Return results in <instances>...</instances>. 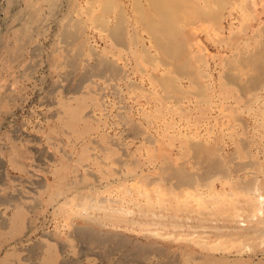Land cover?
Masks as SVG:
<instances>
[{
    "label": "rangeland",
    "instance_id": "obj_1",
    "mask_svg": "<svg viewBox=\"0 0 264 264\" xmlns=\"http://www.w3.org/2000/svg\"><path fill=\"white\" fill-rule=\"evenodd\" d=\"M73 1H75L76 6L79 8L86 4L85 0ZM198 1H201L200 3L203 6L204 3L202 2L204 1ZM212 1H214L216 5ZM218 1L219 2H217V0H210L211 6L209 7L211 9L209 7L203 8L205 9L204 12L207 17L205 16L206 18L204 20H196V23H200L198 25H202V27H205L206 29H200L198 31L197 37L199 39V44L196 48L191 47V50H195L194 52L196 53V55H198L197 57L199 60H197L195 63L197 69L201 70L203 74L208 73L207 76L209 77V80L203 79L204 84L206 85V82L208 81V83L211 82V84H213L212 88L208 89V93L211 97L212 103L199 104L198 102H196L195 104L193 103L189 105L188 108L186 107V111H184L185 109H183V111L170 110L169 108L164 106L161 110V114L158 116L156 112L152 113L153 111H151L149 106L145 105V102H143L142 99L128 97V94H125L124 98H120V96H117V94H115L110 88L106 87L103 81L98 77H91L90 79L92 81L89 78L86 79L84 83H82L75 91L76 93L67 89L64 86L65 80L62 75V68L55 63L57 53L54 50L59 49L61 47L59 45H62L59 41L56 40L57 37H53L57 32L56 27H54V25H49L42 34L36 36L35 39L33 38L30 43H26L25 48L17 52V50H15L13 47L14 43L16 42L13 38V32L17 27H19L17 23L18 21L16 19L19 11L22 8V5L20 4L22 1L17 0L16 2V0H0V254L2 255H0V264H3L4 262H7V264H43L42 257H44V255L39 254L40 247L43 242V244H53L56 248L57 264H76V261H78L77 264H112L114 260L119 259L124 255V253L127 252V250L129 249V245L120 248L115 247L110 243L107 244L105 248H109L108 251L110 252V255H113H109V258H102L100 248L97 247L93 250H89L88 248H86L85 242L83 241L82 243H80L82 240L80 241V239L74 234L73 228L75 225H79L81 222H83V220H85L86 218L91 220L92 218L96 219L97 221L102 223L101 225L103 227L101 228L105 230H108V228H113L114 230H116L117 228L116 231L120 233L122 232V234L129 238H137L143 240L142 235H144V233H155L154 235H156L155 237L157 238L159 244L166 246L170 251L169 254L175 253L177 250L181 249L182 246H187L188 248L210 254L217 258H224L231 264H264V145H262L264 143V91L258 94V101L252 103L250 106L249 104L245 105L246 102L243 99L241 92L238 91V88L232 87L229 94L224 97L222 96V90L218 85V83L227 82L226 80H228L229 77L228 74V77L226 75V73H228V70L226 69V60L233 58L235 54L240 52L239 50H244V52H247V50L251 51L254 44L262 40V37H259L256 32L258 29L264 27V0H248V2L247 0H245L246 2L244 0H230L231 3H229V0ZM128 2H130L129 6L132 3L134 4V0H128ZM171 2L174 4L175 8L176 5H182V9L180 8L181 11H178H180V13L182 12V14L188 19V16H190V10L188 6L185 7V1L181 0V2H179V0H171ZM176 2H179V4L177 3L175 5ZM221 2L222 7L220 4ZM227 4H230V8ZM18 5L20 8L17 7V9L16 6ZM225 5H227L226 8ZM214 6H217L220 9L222 8V13H220V9L218 13V8L216 9V7ZM248 6L251 9L253 8V11L251 13H249L250 9ZM177 8H179V6ZM215 12L216 14L218 13L217 17ZM226 17H230L231 19ZM215 18L217 20L220 19V24L219 21L217 22ZM245 22H247V24H245ZM140 27L142 28V26ZM233 30L237 32L234 33ZM231 31L233 34L230 33ZM52 32H54L55 34H52ZM238 32L241 34L240 36ZM252 32L254 33L252 34ZM143 33L146 38L148 36L150 37L148 32ZM88 34L89 43L93 48L96 47L94 49L97 52H101L102 54H109L111 52L117 51L111 48L110 39L103 36L100 37L94 29L89 28ZM232 36H235V39ZM245 36L247 39L244 38ZM237 37L239 38L237 39ZM37 39H39L41 42L39 40L36 41ZM237 40L240 42H238ZM51 43L53 45L55 43L56 45L53 46ZM151 44L152 43H150V46H152ZM226 44L227 46H225ZM236 45H240V48H238ZM37 46L39 51H34V48ZM45 46L47 47L45 48ZM236 47L237 51H234ZM27 48L28 50H26ZM30 50L32 52H30ZM152 53H154V50L152 51ZM231 54L234 55L232 56ZM226 55L228 56L226 57ZM201 56L203 58H201ZM37 59H39L40 61ZM29 60L30 62H28ZM201 61L204 62L202 63ZM224 61L226 62L224 63ZM52 63H54L52 65L53 67L51 66ZM27 65L30 67H28ZM46 66L47 68H45ZM29 68L31 70L35 68V71H31ZM20 69L24 70L21 71ZM201 71L199 73H201ZM223 75H226V77ZM225 78L227 79L225 80ZM130 80H135V82H144L140 73L130 76ZM46 82L48 85H46ZM144 84L145 86H148L146 82H144ZM178 85L179 84H177V86ZM119 86L122 88V90L124 89V92L125 88L123 81L119 82ZM10 87L14 90H12ZM179 88L181 93L189 94V91L186 90V87L184 85H179L178 89ZM9 89L12 91H10ZM210 93H213L214 96L210 95ZM187 99H189V95H187ZM220 101H223V104H225V109L223 108V110L221 111H219L218 109H213L212 111L209 110V108L214 103H220ZM66 103L72 104L76 107L79 106V110L81 111V115L83 116L87 110H91L92 113L90 117H84L79 121V127L69 128L64 124V121L68 117L63 107V105ZM106 104L108 106H106ZM199 106L205 107L206 109L201 112V110L197 109V107ZM229 109L235 110L236 119L233 121L230 120V115L226 112ZM258 111L263 115H261ZM203 112L205 113L199 116ZM123 114L129 118H132L133 120H136L139 126H141L142 129L144 128L143 130L147 135H152L151 137L154 139V143H149L142 137L134 138V136L132 137L129 132L128 134H126L127 126L121 120V115ZM238 117L241 119L237 120L239 119ZM243 121H245L246 123ZM148 122L150 125L148 124ZM208 123L210 124L208 125ZM188 124H190V127L186 128ZM147 125H149L150 127H147ZM156 125L158 128L156 127ZM119 126L122 127L120 128ZM209 126L211 127L210 129ZM77 130L81 132L80 136L77 135ZM193 131H196L201 137L203 136L202 138L207 140L211 145H214V147H219L218 149H220L219 155L221 161L226 164L227 170L229 172V178L227 180H223V178H220L218 176L217 178H215L216 180L212 178L211 182L209 183V187L205 186L204 188L206 189L200 188V191L198 193L199 197H201V199L203 200H211L214 198V196L220 195V192L225 196L220 202L212 200L209 204L210 206L207 207H198L197 201L194 198H184V195L179 190H177V192L174 190L176 196L172 198L165 191H158L157 189H155V184H152L154 181H156V183L162 185V180H160V171L163 168V161L159 158L158 153L160 151L161 154L163 152L167 153L170 162L172 161V164L176 166L177 164H180L181 161L184 162V160H188L190 155L185 156L183 154V152L181 151L182 144L180 141L183 139L184 134H190ZM215 134L216 136H219H217L216 138ZM240 137L243 138V140H240ZM161 138L163 141L161 140ZM207 141L205 142L207 143ZM241 144L246 146L245 153L249 152L248 155L246 154L245 156V154L243 153ZM88 146H90V148ZM165 146L166 148L169 147V151L165 148ZM101 148H103L104 150ZM163 148L164 150H162ZM39 152H41L42 156ZM124 152L128 155L123 156L124 154L122 155L121 153ZM225 153H227V155ZM229 153H235V156H233L234 154L230 155ZM230 156H232V158ZM121 157H126V160L128 161H131L133 159V162L136 165L126 166L125 164L118 163L117 159ZM234 157H236L235 160ZM227 158H229V160ZM42 159L44 160V162ZM134 159H136L135 161L137 162H135ZM242 167H244V170L240 171ZM185 168L187 171H192L191 166L188 164L187 166H185ZM149 170L153 171L149 172ZM250 171H252V173ZM142 175H146L147 178L146 181L140 182L139 178ZM22 178H26L27 180ZM79 178L80 180H78ZM251 179H253L252 181H255L256 183H253ZM247 180L248 182H251L252 185L255 184L256 187L254 186L253 192H250L247 195L236 194L234 184L240 181L246 183ZM149 181H151L150 184H148ZM34 182H37V184ZM37 185H39V187ZM41 185H44V187H42ZM151 186H153L154 188L150 190L149 187ZM145 188L148 190H145ZM255 189H258L259 192L255 191ZM35 192L38 194H35ZM127 192L129 193L127 194ZM228 192L229 194H227ZM255 192L257 193L255 194ZM12 194L14 195L12 196ZM78 194L93 195L98 198L101 197L100 199H102V201L99 202L98 207H91L85 210L83 213L79 212V214L77 211L76 203L74 201V196ZM39 197L41 198L38 199ZM259 197H262L263 199ZM14 198L17 199V201H15ZM33 199L36 202L33 201ZM65 201H67L68 204H66ZM160 201L165 202V208H161L158 206L159 204L157 202ZM150 202H154L153 205H150ZM177 202L181 204L185 202L186 204H188V210L190 212L188 210L175 211L172 207H167V204L174 205ZM33 203H35V205ZM74 203L75 205H73ZM260 204L261 206H259ZM16 207H22L24 209L25 220L21 224L15 222L14 219L17 210ZM26 207H28V210L26 209ZM260 207L261 212L258 211L260 210ZM160 208L161 210L158 211ZM30 209L33 210V212ZM200 210L202 212H200ZM258 212L261 213L260 216L258 215ZM111 213L113 215L121 217L122 219L120 220V222L118 221L111 223L106 221L107 214ZM69 217L71 220H69ZM100 219H102V221H100ZM156 225L158 226L155 227ZM168 226L169 228H165ZM219 228L224 229L220 230ZM54 229H57V231ZM217 229L218 231H216ZM140 232L141 234H139ZM169 234L174 240H178L179 238H181V243L178 240L179 242L173 241V243L164 244L166 242L164 241L165 235H168L166 237V240L168 237V240H171V236ZM158 237L160 239H158ZM234 237L236 239H233ZM161 238L164 242L159 241L161 240ZM189 238H191L190 244H188L189 242H186V240L189 241ZM39 242L41 243V245H39ZM183 242H186L188 245ZM36 247L39 248L37 249ZM234 251H236L237 253ZM79 253L81 254L79 255ZM29 255L31 256L29 257ZM22 256H24V259ZM157 256L160 257L158 258ZM167 257L168 256L166 254H152L151 260L154 263H162L167 259ZM63 259H65V261ZM59 261L62 263H60ZM71 261H73V263Z\"/></svg>",
    "mask_w": 264,
    "mask_h": 264
},
{
    "label": "bare ground",
    "instance_id": "obj_2",
    "mask_svg": "<svg viewBox=\"0 0 264 264\" xmlns=\"http://www.w3.org/2000/svg\"><path fill=\"white\" fill-rule=\"evenodd\" d=\"M3 1V0H2ZM20 3L22 5L21 10L17 16L18 26L14 30L13 38L16 41L13 45L14 49L21 51L25 48L26 43H30V41L35 39L36 36L42 34L44 30L49 25H54L56 27V35L53 37H57L56 40L59 41L62 45L59 49H55L54 51L57 53L56 56V65L62 68V75L65 80L64 86L70 91L75 92L78 87L84 83L86 79H90L91 77L100 78L106 87L110 88L117 96L120 98H124L125 94H128V97H134L136 99H142L145 102V105L149 106L152 113H155L159 116L161 114V110L164 106L169 108L170 110H182L189 107L191 104H195L198 102L199 104H211L212 100L209 96L208 89L212 88L211 82L205 85L204 80H209L207 76L208 73H202L201 70H198L195 63L198 59V55L194 52L195 50H191V47H197L199 44V39L197 37V33L200 29L203 28L202 25H198L200 23H196V20H204L207 15L203 9L204 7L211 6L210 0H203V6L201 5V1L198 0H182L185 1V7H189L190 16L188 19L180 13L182 9V5H176L171 2V0H134V4H130L128 0H85L86 4L82 7H77L75 1L73 0H21ZM82 1V0H81ZM132 1V0H131ZM240 1V0H239ZM245 1V0H244ZM250 1V0H249ZM17 2V0H16ZM175 2V1H174ZM215 5L216 3L212 1ZM217 2H219L217 0ZM224 2V1H223ZM246 2V1H245ZM248 2V0H247ZM1 3V2H0ZM5 3V2H3ZM77 3V2H76ZM79 3V2H78ZM229 3L231 1L229 0ZM18 4V3H17ZM19 4V5H20ZM80 4V3H79ZM222 7V2L220 3ZM244 4V3H243ZM14 5V4H13ZM16 6V8H20ZM132 5V6H131ZM171 5V7H170ZM219 5V3H218ZM229 5L230 8V4ZM225 5V8L226 6ZM250 5V3H249ZM81 6V5H80ZM213 7V6H212ZM216 9L218 8L217 6ZM249 7V6H248ZM10 8V7H9ZM17 8V9H18ZM181 8V9H180ZM210 8V7H209ZM208 8V11H209ZM224 8V7H223ZM228 8V7H227ZM246 8V7H245ZM211 9V8H210ZM218 8V13H219ZM248 9V8H247ZM250 9V10H249ZM249 13L253 11L249 7ZM13 10V9H12ZM180 10V11H178ZM207 10V9H206ZM214 10V9H213ZM222 13V8L220 9ZM228 10V9H227ZM14 11V10H13ZM18 11V10H17ZM215 11V10H214ZM213 11V13H214ZM217 12V10H216ZM215 12V14H216ZM217 13V14H218ZM216 14V17H217ZM237 14V13H236ZM10 15V13H9ZM13 15V14H12ZM211 15V14H210ZM213 15V14H212ZM238 15V14H237ZM14 16V15H13ZM206 16V17H205ZM222 16V14H221ZM220 16V17H221ZM255 16V15H254ZM209 17V14H208ZM215 17V16H213ZM218 17V18H220ZM233 17V16H232ZM10 18V17H9ZM7 18V19H9ZM190 18H195L190 19ZM222 18V17H221ZM230 18V17H226ZM225 18V19H226ZM255 18V17H254ZM216 19V18H215ZM214 19V20H215ZM231 19V18H230ZM236 19V18H235ZM217 20V19H216ZM215 20V21H216ZM220 19L217 20V22ZM213 21V20H211ZM233 21V20H232ZM202 22V21H201ZM216 22V24H217ZM212 23V22H211ZM251 23V22H250ZM203 24V23H201ZM220 24V21H219ZM247 24V22H245ZM228 25V24H227ZM263 25V24H262ZM261 25V26H262ZM142 26V28L140 27ZM204 26V25H203ZM214 26V25H212ZM216 26V25H215ZM244 26V25H242ZM257 26V25H256ZM246 27V26H245ZM92 28L96 31V33L101 37H106L110 39L111 48L117 50L115 52H111L109 54L97 52L89 43V34L88 30ZM244 28V27H243ZM13 29V28H12ZM141 29V30H140ZM217 29V28H215ZM249 29V28H248ZM257 30V29H256ZM234 33L235 30H233ZM248 31V30H247ZM5 32V31H4ZM143 32H148L150 37L147 38L143 35ZM228 32V31H227ZM256 32V31H255ZM2 33V32H1ZM54 32H52L53 34ZM232 33V31L230 32ZM239 33V32H238ZM244 33V32H242ZM254 32H252L253 34ZM49 34V33H47ZM55 34V33H54ZM233 34V33H232ZM246 34V33H245ZM256 34L259 37H262L261 41H258L254 44L253 49L247 50L244 52L239 50L240 52H236L233 58H228L229 60L226 62V69L228 73H226L227 78L225 80L227 82L218 83L219 88L222 90V96H226L229 94L232 87L238 88V91L241 92L243 99L245 100V105L249 104L251 106L252 103L258 101V94L264 91V27L257 30ZM146 35V34H145ZM200 35V34H199ZM231 35V34H230ZM236 35V34H234ZM241 34L239 33V36ZM10 36V35H9ZM228 36V35H227ZM47 37V35H46ZM233 38L235 36H232ZM230 37V38H232ZM253 37V36H252ZM45 38V37H44ZM42 38V39H44ZM49 38V37H48ZM53 38V39H54ZM239 37H237L238 39ZM243 38V37H242ZM246 38V36L244 37ZM229 39V38H228ZM235 39V38H234ZM241 39V38H240ZM247 39V38H246ZM245 39V40H246ZM257 39V38H256ZM13 40V41H14ZM37 39L36 41H38ZM52 40V39H51ZM55 40V41H56ZM93 40V39H92ZM150 42H148V41ZM214 40V38H213ZM217 40V39H216ZM40 41V40H39ZM49 41V40H48ZM227 41V40H226ZM234 41V40H232ZM238 41V40H237ZM250 41V40H249ZM252 41V40H251ZM41 42V41H40ZM240 42V41H238ZM49 43V42H48ZM53 43V41H52ZM51 43V44H52ZM57 43V42H55ZM54 43V45H56ZM101 43V42H100ZM150 43H152L150 46ZM218 43V42H217ZM221 43V42H220ZM226 43V42H225ZM228 43V42H227ZM234 43V42H233ZM237 43V42H235ZM244 43V42H243ZM246 43V42H245ZM1 44V40H0ZM47 44V43H46ZM45 44V45H46ZM93 44V43H92ZM96 44V42H95ZM242 44V43H241ZM39 45V44H38ZM44 45V44H43ZM53 45V44H52ZM53 45V46H54ZM217 45V44H216ZM229 45V44H228ZM233 45V44H231ZM235 45V44H234ZM41 46V45H40ZM50 46V45H49ZM227 46V44L225 45ZM240 48V45H236ZM251 46V45H250ZM47 46H45L46 48ZM220 47V45H219ZM232 47V46H231ZM237 47L234 51H237ZM243 47V46H242ZM252 47V46H251ZM44 48V49H45ZM101 48V47H100ZM104 48V47H103ZM152 48V49H151ZM203 48V47H202ZM246 48V47H245ZM31 49V48H30ZM99 49V48H98ZM105 49V48H104ZM108 49V48H107ZM28 50V48L26 49ZM38 50V46L34 48V51ZM49 50V49H48ZM52 50V49H51ZM154 50V53L152 51ZM231 50V49H230ZM39 51V50H38ZM37 51V52H38ZM53 51V50H52ZM210 51V50H209ZM30 52H32L30 50ZM29 52V53H30ZM51 52V51H50ZM16 53V52H15ZM35 53V52H34ZM40 53V52H39ZM38 53V54H39ZM22 54V52H21ZM32 54V53H31ZM37 54V55H38ZM230 54V53H229ZM1 55V54H0ZM35 55V54H34ZM40 55V54H39ZM232 55V54H231ZM234 55V54H233ZM232 55V56H233ZM48 56V55H47ZM228 55H226L227 57ZM13 57V56H12ZM37 57V56H36ZM49 57V56H48ZM6 58V57H5ZM201 58H203L201 56ZM30 59V58H29ZM27 60V58H26ZM39 60V59H37ZM36 61V59H35ZM40 61V60H39ZM50 61V60H49ZM48 61V62H49ZM30 62V60L28 61ZM27 62V63H28ZM34 62V61H33ZM202 62V61H201ZM204 62V61H203ZM202 62V63H203ZM23 63V62H22ZM46 63V62H45ZM206 63V62H205ZM216 63V62H215ZM223 63V64H224ZM54 63L51 64V66ZM46 65V64H45ZM50 65V64H49ZM26 66V64H25ZM28 66V65H27ZM37 66V65H36ZM48 66V65H47ZM47 66L45 68H47ZM206 66V65H205ZM3 67V66H2ZM30 67V66H28ZM33 67V66H32ZM53 67V66H52ZM218 67V66H217ZM25 68V67H24ZM27 68V67H26ZM58 68V67H57ZM60 68V69H61ZM19 69V68H18ZM30 69V68H29ZM33 68L31 71H33ZM56 69V68H55ZM203 69V68H202ZM214 69V68H213ZM212 69V70H213ZM21 70V69H20ZM24 70V69H22ZM21 70V71H22ZM58 70V69H57ZM211 70V69H210ZM35 71V70H34ZM61 71V70H60ZM201 71V73H199ZM30 72V71H29ZM53 72V71H52ZM208 72V71H207ZM227 72V71H226ZM50 73V72H49ZM56 73V72H54ZM141 74L142 80L148 84L145 86L144 82H135L130 80V76L135 74ZM13 74V73H12ZM201 74V75H200ZM225 74V73H224ZM11 75V74H8ZM226 75H223L226 77ZM222 76V77H223ZM60 77V76H59ZM134 77V76H133ZM45 78V77H44ZM48 78V77H47ZM136 78V77H135ZM50 79V77H49ZM204 79V80H203ZM62 80V79H61ZM91 80V79H90ZM139 80V79H138ZM59 81V80H58ZM88 81V80H87ZM92 81V80H91ZM124 82L125 93L122 88L119 86V82ZM45 82V81H44ZM96 82V81H95ZM15 83V82H14ZM186 87V90L189 91V94H183L180 92V88L178 86L181 84ZM187 83V84H184ZM7 84V83H6ZM16 84V83H15ZM14 84V85H15ZM177 84H179L177 86ZM46 85L47 82H46ZM123 85V84H122ZM56 86V85H55ZM98 86V85H97ZM6 87V86H5ZM61 87V86H60ZM123 87V86H122ZM9 88V87H7ZM11 88V87H10ZM216 88V87H215ZM12 89V88H11ZM63 89V88H62ZM5 90V89H4ZM10 90V89H9ZM14 90V89H12ZM10 90V91H12ZM64 90V89H63ZM84 90V89H83ZM183 90V89H182ZM217 90V89H216ZM49 93V92H48ZM76 93V92H75ZM83 93V92H82ZM51 94V93H50ZM104 94V92H103ZM12 95V94H11ZM14 95V94H13ZM53 95V94H52ZM187 95H189V99H187ZM210 95H213V93ZM19 96V95H17ZM58 96V95H57ZM196 99H194L193 98ZM214 96V95H213ZM261 96V95H260ZM263 96V95H262ZM7 97V96H6ZM70 97V96H69ZM14 98V97H13ZM43 98V97H42ZM45 98V96H44ZM47 99V98H46ZM193 99V100H191ZM214 99V98H213ZM106 100V98H105ZM126 100V99H125ZM128 100V99H127ZM131 100V99H130ZM263 100V99H262ZM46 101V100H45ZM48 101V100H47ZM53 101V100H52ZM117 101V100H116ZM134 101V99H133ZM228 101V100H227ZM226 101V102H227ZM56 102V101H55ZM109 102V101H108ZM113 102V101H112ZM119 102V101H118ZM125 102V101H124ZM141 102V101H140ZM50 103V102H49ZM114 103V102H113ZM2 104V103H1ZM55 104V103H53ZM75 104V103H74ZM231 104V103H230ZM261 104V103H260ZM46 105V104H45ZM126 105V104H124ZM129 105V104H127ZM106 106H108L106 104ZM118 106V104H117ZM122 106V105H121ZM133 106V105H132ZM131 106V107H132ZM253 106V105H252ZM263 106V105H262ZM64 111L67 114V119L64 121V124L69 128L79 127V121L84 117H90L92 111L87 110L83 115H81V111L79 110V106L76 107L72 104H64ZM135 107V106H134ZM139 107V106H137ZM187 107V108H186ZM225 104L223 101L220 103H214L209 110L218 109L219 111L225 109ZM264 107V106H263ZM119 108V107H118ZM122 108V107H120ZM126 108V107H125ZM242 108V107H241ZM249 108V107H248ZM253 108V107H252ZM260 108V107H259ZM58 109V108H57ZM124 109V108H123ZM137 109V108H136ZM191 109V108H190ZM197 109L205 110V107L199 106ZM55 110V109H54ZM215 110V111H216ZM247 110V109H246ZM256 110V108H255ZM263 110V108H262ZM52 111V110H51ZM50 111V112H51ZM114 111V110H113ZM116 111V110H115ZM135 111V109H134ZM240 111V110H239ZM249 111V110H248ZM54 112V111H53ZM227 113L230 115V120L233 121L236 119L235 110H227ZM259 112V111H258ZM61 113V112H60ZM125 113V112H124ZM137 113V112H136ZM205 112L201 113L199 116L203 115ZM255 113V112H254ZM261 114V112H259ZM100 114V113H99ZM217 114V113H216ZM259 114V115H260ZM53 115V114H52ZM239 115V114H238ZM247 115V113H246ZM258 115V116H259ZM263 115V114H261ZM97 116V115H96ZM192 116V115H191ZM240 116V115H239ZM249 116V114H248ZM255 116V115H254ZM47 117V116H46ZM49 117V116H48ZM55 117V116H53ZM98 117V116H97ZM109 118V117H108ZM239 118V117H238ZM261 118V117H259ZM138 119V118H137ZM144 119V118H142ZM191 119V118H190ZM241 118L237 119L240 120ZM122 122L127 126V133L134 138L142 137L145 141L149 143L153 142L154 139L147 135L146 132L139 126L136 120L127 117L126 115H121ZM176 120V119H175ZM245 120V119H243ZM145 121V120H144ZM148 121V120H147ZM253 121V120H252ZM109 122V121H108ZM143 122V121H142ZM141 122V123H142ZM155 122V121H154ZM161 122V121H160ZM176 122V121H175ZM225 122V121H224ZM242 122V120H241ZM245 122V121H243ZM260 122V121H259ZM121 123V122H120ZM191 123V122H190ZM207 123V122H206ZM211 123V122H210ZM208 123V125L210 124ZM246 123V122H245ZM257 123V122H256ZM264 123V122H263ZM113 124V123H111ZM123 124V125H124ZM149 124V122H148ZM152 124V123H151ZM178 124V122H177ZM194 124V123H193ZM244 124V123H243ZM93 125V124H92ZM122 125V124H121ZM145 125V124H144ZM150 125V124H149ZM147 125V127L149 126ZM196 125V124H195ZM194 125V126H195ZM204 125V124H203ZM114 126V125H113ZM112 126V127H113ZM152 126V125H151ZM181 126V125H180ZM183 126V125H182ZM207 126V124H206ZM214 126V125H213ZM235 126V125H234ZM238 126V125H237ZM254 126V124H253ZM58 127V126H57ZM120 127V126H119ZM122 127V126H121ZM120 127V128H121ZM150 127V126H149ZM157 127V125H156ZM160 127V125H159ZM190 127V124L186 126V128ZM252 127V126H251ZM109 128V127H108ZM158 128V127H157ZM185 128V129H186ZM211 127L209 126V129ZM247 128V127H246ZM104 129V128H103ZM123 129V128H122ZM202 129V128H201ZM214 129V128H213ZM65 130V129H64ZM109 130V129H108ZM116 130V129H115ZM152 130V129H151ZM154 130V129H153ZM161 130V129H160ZM180 130V129H179ZM100 131V130H99ZM111 131V130H110ZM123 131V130H122ZM257 131V130H256ZM66 132V131H65ZM104 132V131H102ZM107 132V131H106ZM114 132V131H113ZM125 132V131H124ZM151 132V131H150ZM155 132V131H154ZM191 132V131H190ZM204 132V131H203ZM202 132V133H203ZM255 132V130H254ZM67 133V132H66ZM77 135H81L79 130L76 131ZM181 133V132H180ZM237 133V131H236ZM245 133V132H244ZM160 134V133H159ZM213 134V133H211ZM246 134V133H245ZM261 134V133H260ZM33 135V134H32ZM70 135V134H69ZM93 135V134H92ZM121 135V134H120ZM177 135V134H176ZM254 135V134H253ZM31 136V135H30ZM108 136V135H107ZM116 136V135H115ZM154 136V135H153ZM157 136V135H155ZM205 136V135H204ZM216 136V134H215ZM219 136V135H217ZM216 136V138H217ZM36 137V136H35ZM53 137V136H52ZM112 137V136H111ZM203 137V136H202ZM196 131H193L190 134H184L183 139L180 141L182 144L181 151L186 156H189V159L180 162V164L174 165L173 162H170L167 153L161 151L158 153L159 158L163 161V168L161 172L162 185L156 183L154 181L152 184H155L154 187L158 191H165L170 197H175V191L179 190L184 198L188 199L194 198L197 201L198 207H207L210 206L212 200L221 201L225 197L223 193L220 192V195L214 196L211 200H203L199 197L200 188L209 187V183L212 178H223V180H227L229 177V172L227 170L226 164L221 161L218 148L214 147L208 143L207 140L202 138ZM210 137V136H209ZM226 137V136H225ZM59 138V137H58ZM85 138V137H84ZM126 138V137H125ZM157 138V137H156ZM258 138V137H257ZM113 139V138H112ZM124 139V138H123ZM165 139V138H164ZM208 139V138H207ZM232 139V138H231ZM260 139V138H259ZM36 140V139H35ZM39 140V138H38ZM86 140V139H85ZM92 140V139H91ZM121 140V139H120ZM138 140V139H137ZM135 140V141H137ZM157 140V139H156ZM162 140V138H161ZM212 140V139H211ZM216 140V139H215ZM240 140L243 138L240 137ZM262 140V139H261ZM96 141V140H95ZM163 141V140H162ZM207 141V143L205 142ZM213 141V140H212ZM211 141V142H212ZM238 141V140H237ZM91 142V141H90ZM113 142V141H112ZM130 142V141H129ZM156 142V141H155ZM214 142V141H213ZM212 142V143H213ZM227 142V141H226ZM63 143V142H62ZM81 143V142H80ZM111 143V142H110ZM121 143V142H120ZM119 143V144H120ZM123 143V142H122ZM159 143V142H158ZM221 143V142H220ZM219 143V144H220ZM254 143V142H253ZM79 144V143H78ZM147 144V143H145ZM228 144V143H227ZM54 145V144H53ZM117 145V144H116ZM154 145V144H153ZM166 145V144H165ZM242 145V144H241ZM264 145V143L262 144ZM155 146V145H154ZM213 146V147H212ZM224 146V145H222ZM36 147V146H35ZM44 147V146H43ZM42 147V148H43ZM90 148V146H88ZM102 147V146H101ZM156 147V146H155ZM163 147V146H162ZM246 146L242 145L243 153L248 155L249 152L247 149V153H245ZM37 148V147H36ZM46 148V146H45ZM119 148V147H118ZM133 148V147H132ZM166 148V146H165ZM167 147L166 149H168ZM223 148V147H222ZM234 148V147H233ZM103 149V148H101ZM124 149V148H123ZM155 149V148H154ZM177 149V148H176ZM104 150V149H103ZM164 150V148L162 149ZM124 151V150H123ZM166 151V150H165ZM169 151V149H168ZM49 152V151H47ZM52 152V151H51ZM126 152V151H125ZM121 153L123 156L128 154ZM179 152V151H178ZM257 152V151H256ZM41 155V152H39ZM44 153V152H43ZM42 153V154H43ZM63 153V152H62ZM236 153V151H235ZM235 153L233 156H235ZM251 153V152H250ZM65 154V153H64ZM70 154V153H69ZM156 154V153H155ZM227 155V153H225ZM230 154V153H229ZM230 154V155H232ZM254 154V153H253ZM259 154V153H258ZM39 155V156H40ZM42 156V155H41ZM67 156V155H66ZM137 156V155H136ZM46 157V156H45ZM99 157V156H98ZM128 157V156H127ZM232 158V156H230ZM39 158V157H38ZM70 158V157H69ZM236 157H234L235 160ZM249 158V157H248ZM225 159V158H224ZM229 160V158H227ZM226 159V160H227ZM263 159V158H262ZM38 160V159H37ZM43 160V159H42ZM50 160V159H49ZM136 159H134L135 161ZM223 160V159H222ZM3 161V160H2ZM47 161V160H46ZM160 161V160H159ZM248 161V160H245ZM257 161V160H256ZM44 162V160H43ZM102 162V161H101ZM118 163L125 164L126 166L136 165L131 161L126 160V157H121L117 159ZM137 162V161H135ZM237 162V161H236ZM105 163V162H104ZM178 163V162H177ZM239 163V162H238ZM255 163V162H254ZM43 164V163H42ZM64 164V163H63ZM107 164V163H106ZM162 164V162H161ZM190 165L192 171H187L185 166ZM258 164V163H257ZM235 165V164H234ZM233 165V166H234ZM244 165V164H243ZM83 166V165H82ZM87 166V165H86ZM122 166V165H121ZM139 166V165H137ZM146 166V165H145ZM160 166V165H159ZM247 166V165H246ZM259 166V165H258ZM75 167V166H74ZM162 167V166H161ZM236 167V166H235ZM240 167V165H239ZM47 168V167H46ZM89 168V167H88ZM113 168V167H112ZM190 168V169H191ZM202 168V169H201ZM244 167L240 169V171L244 170ZM30 169V168H29ZM154 169V168H153ZM160 169V168H159ZM158 169V170H159ZM201 169V170H200ZM74 170V169H73ZM87 170V169H86ZM239 170V168H238ZM237 170V171H238ZM1 171V170H0ZM81 171V170H80ZM88 171V170H87ZM153 170H149V172ZM30 172V171H29ZM36 172V171H35ZM105 172V171H104ZM103 172V173H104ZM118 172V170H117ZM123 172V171H122ZM144 172V171H143ZM232 172V171H231ZM252 173V171H250ZM34 173V172H33ZM32 173V174H33ZM249 173V172H248ZM254 173V172H253ZM262 174V173H261ZM37 175V174H36ZM88 175V174H87ZM144 175V174H143ZM141 176L139 181H146V175ZM264 175V174H263ZM262 175V176H263ZM255 176V175H254ZM257 176V175H256ZM259 176V175H258ZM261 176V175H260ZM240 177V176H239ZM253 177V176H252ZM123 178V177H122ZM129 178V177H128ZM233 178V177H232ZM26 179V178H22ZM36 179V178H34ZM44 179V178H43ZM42 179V180H43ZM71 179V178H70ZM151 179V178H150ZM155 179V178H154ZM27 180V179H26ZM66 180V179H65ZM80 180V178L78 179ZM99 180V179H98ZM130 180V179H129ZM158 180V179H157ZM216 180V179H215ZM214 180V181H215ZM249 180V179H248ZM244 183L242 181L234 184L235 192L239 195H247L250 192H253L254 185L251 182ZM253 179H251L252 181ZM25 181V180H24ZM36 181V180H35ZM105 181V180H104ZM111 181V180H110ZM231 181V180H230ZM244 181V180H243ZM257 181V179H256ZM44 182V181H43ZM98 182V181H97ZM109 182V181H107ZM115 182V181H114ZM129 182V181H128ZM217 182V181H216ZM223 182V181H220ZM253 183L255 181H252ZM31 183V182H30ZM37 184V182H34ZM101 183V182H100ZM149 181L148 184H150ZM256 183V182H255ZM105 184V183H104ZM109 184V183H108ZM112 184V183H111ZM229 184V183H228ZM31 185V184H30ZM40 185V183H39ZM39 185H37L39 187ZM107 185V184H106ZM105 185V186H106ZM120 185V184H118ZM44 187V185H41ZM147 186V185H146ZM30 187V186H29ZM41 187V188H42ZM103 187V184H102ZM153 186L149 187L150 190L154 188ZM256 187V186H255ZM128 188V187H127ZM211 188V187H210ZM17 189V188H16ZM32 189V188H31ZM57 189V188H56ZM137 189V188H136ZM217 189V188H216ZM19 190V189H18ZM100 190V189H99ZM112 190V189H111ZM129 190V189H128ZM145 190H148L145 188ZM175 190V191H174ZM218 190V189H217ZM225 190V189H224ZM261 190V189H260ZM21 191V190H20ZM34 191V190H33ZM53 191V190H52ZM75 191V190H74ZM207 191V190H206ZM215 191V189H214ZM255 191L259 192V190L255 189ZM60 192V191H58ZM57 192V193H58ZM115 192V191H114ZM208 192V191H207ZM255 192V194L257 193ZM19 193V192H18ZM71 193V192H70ZM129 192H127L128 194ZM15 194V193H14ZM12 194V196L14 195ZM22 194V193H21ZM35 194H38L35 192ZM91 194V193H90ZM140 194V193H139ZM205 194V193H204ZM208 194V193H207ZM212 194V193H211ZM229 194V192L227 193ZM1 195V194H0ZM18 195V194H17ZM23 195V194H22ZM55 195V194H54ZM96 195V194H95ZM113 195V194H112ZM142 195V194H141ZM147 195V194H146ZM254 195V194H253ZM115 196V195H114ZM113 196V197H114ZM120 196V195H119ZM210 196V195H209ZM32 197V196H31ZM205 197V196H204ZM245 197V196H244ZM248 197V196H247ZM246 197V198H247ZM254 197V196H253ZM13 198V197H12ZM16 198V196H15ZM14 198V199H15ZM18 198V197H17ZM26 198V197H25ZM39 197L38 199H40ZM45 198V197H44ZM74 201L77 206L78 213H83L85 210L91 207H98L99 202L102 199L86 194H78L74 196ZM106 198V197H105ZM232 198V197H231ZM257 198V197H256ZM262 198V197H259ZM19 199V198H18ZM37 199V198H36ZM104 199V198H103ZM111 199V198H110ZM109 199V200H110ZM158 199V198H156ZM207 199V198H206ZM258 199V198H257ZM263 199V198H262ZM55 200V199H54ZM179 200V199H178ZM17 201V199H15ZM33 201H35L33 199ZM38 201V200H37ZM130 201V200H129ZM188 201V200H187ZM259 201V200H258ZM36 202V201H35ZM64 202V201H63ZM68 204L67 201H65ZM112 202V201H111ZM223 202V201H222ZM21 203V201H20ZM59 203V202H58ZM75 203L73 205H75ZM154 202H150V205H153ZM159 207L165 208L166 204L163 201L157 202ZM13 204V203H12ZM19 204V202H18ZM35 205V203H33ZM133 204V203H132ZM136 204V203H135ZM139 204V203H138ZM33 205V206H34ZM134 205V204H133ZM30 206V204H29ZM37 206V205H36ZM261 206V204L259 205ZM32 207V205H31ZM35 207V206H34ZM167 207H172L175 211H187L189 205L183 202L176 204H167ZM28 207H26L27 209ZM37 208V207H36ZM44 208V207H43ZM114 208V207H113ZM161 208L158 210L160 211ZM15 214V222L21 224L24 218V209L22 207H16ZM50 209V208H49ZM123 209V208H122ZM257 209V208H256ZM28 210V209H27ZM31 210V209H30ZM56 210V209H55ZM73 210V209H72ZM106 210V209H105ZM130 210V209H129ZM203 210V209H202ZM33 212V210H31ZM49 211V210H48ZM99 211V210H98ZM113 211V210H111ZM189 211V210H188ZM244 211V210H243ZM261 212V207L260 210ZM30 212V211H29ZM50 212V211H49ZM87 212V211H86ZM110 212V211H109ZM120 212V211H119ZM122 212V211H121ZM190 212V211H189ZM188 212V213H189ZM200 212H202L200 210ZM204 212V211H203ZM214 212V211H213ZM245 212V211H244ZM106 213V212H105ZM182 213V212H181ZM187 213V212H185ZM207 213V212H205ZM204 213V214H205ZM257 213V212H256ZM80 214V213H79ZM115 214V213H114ZM131 214V213H130ZM190 214V213H189ZM194 214V213H193ZM249 214V213H248ZM6 215V214H5ZM91 215V214H90ZM129 215V214H127ZM132 215V214H131ZM146 215V214H145ZM153 215V214H152ZM159 215V214H158ZM161 215V214H160ZM230 215V214H229ZM260 216L261 213L258 212ZM76 216V215H75ZM6 217V216H5ZM85 217V216H84ZM89 217V216H88ZM95 217V216H94ZM176 217V216H175ZM204 217V216H203ZM222 217V216H221ZM224 217V216H223ZM248 217V216H247ZM253 217V216H252ZM255 217V216H254ZM36 218V217H35ZM46 218V217H44ZM50 218V217H49ZM75 218V217H74ZM79 218V217H78ZM104 218V217H103ZM106 218V217H105ZM8 219V218H7ZM38 219V218H37ZM48 219V218H47ZM122 218L116 215L107 214L108 222H120ZM189 219V218H188ZM69 220L70 217H69ZM99 220V219H98ZM105 220V219H104ZM125 220V219H124ZM136 220V219H135ZM195 220V219H194ZM1 221V220H0ZM4 221V220H3ZM102 221V219H100ZM27 222V220H26ZM128 222V221H127ZM124 222V223H127ZM138 222V221H137ZM136 222V224H137ZM214 222V221H212ZM62 223V222H61ZM135 223V222H134ZM10 224V223H9ZM58 224V223H57ZM99 221L92 218H86L79 225H75L74 234L80 239V243L85 242L86 248L89 250H93L94 248H100L102 253V258H109L110 252L106 249L107 244H113L115 247H126L129 245V249L122 257L117 260H114L112 264H231L228 260L224 258H217L210 254H206L204 252L188 248L187 246H182L181 249L177 250L175 253L169 254V249L166 246L160 245L156 235L146 232L142 235V239H134L129 238L122 234V232H118L113 228H108L105 230L101 227ZM181 224V223H180ZM179 224V225H180ZM242 224V223H240ZM244 224V223H243ZM101 225V226H100ZM110 225V224H109ZM141 225V224H140ZM162 225V224H161ZM177 225V224H176ZM36 226V225H35ZM59 226V225H58ZM132 226V225H131ZM150 226V224H149ZM154 226V225H153ZM156 225L155 227H157ZM189 226V224H188ZM37 227V226H36ZM111 227V226H110ZM148 227V226H145ZM152 227V226H151ZM164 227V226H163ZM182 227V226H180ZM203 227V226H202ZM5 228V227H4ZM107 228V227H106ZM165 228H169L165 227ZM173 228V227H171ZM188 228V227H187ZM186 228V229H187ZM190 228V227H189ZM6 229V228H5ZM43 229V228H42ZM122 229V228H120ZM119 229V230H120ZM124 229V228H123ZM126 229V228H125ZM177 229V228H176ZM183 229V228H180ZM195 229V228H194ZM201 229V228H200ZM205 229V228H204ZM214 229V228H213ZM224 229V228H219ZM232 229V228H231ZM234 229V228H233ZM255 229V228H254ZM259 229V228H258ZM261 229V228H260ZM57 231V229H54ZM63 230V229H62ZM192 230V229H191ZM197 230V229H196ZM203 230V229H202ZM208 230V229H207ZM211 230V229H210ZM229 230V229H228ZM253 230V229H251ZM123 231V230H122ZM128 231V230H125ZM162 231V230H159ZM218 231V229L216 230ZM48 232V231H47ZM65 232V231H64ZM130 232V231H129ZM132 232V231H131ZM136 232V231H135ZM156 232V231H155ZM262 232V231H261ZM260 232V233H261ZM264 232V231H263ZM46 233V232H45ZM157 233V232H156ZM182 233V232H181ZM204 233V232H203ZM202 233V235H203ZM206 233V232H205ZM210 233V232H209ZM52 234V232H51ZM50 234V235H51ZM128 234V233H127ZM132 234V233H131ZM141 234V232L139 233ZM196 234V233H195ZM211 234V233H210ZM259 234V233H258ZM47 235V234H46ZM59 235V234H58ZM170 235V234H169ZM193 235V234H192ZM197 235V234H196ZM201 235V234H200ZM253 235V234H252ZM260 235V234H259ZM48 236V235H47ZM166 243H173V241H180L170 239L166 240ZM198 236V235H197ZM242 236V235H241ZM135 237V236H134ZM138 237V236H137ZM160 237V236H159ZM158 237V239H160ZM206 237V236H205ZM240 237V236H239ZM245 237V236H244ZM183 238V237H182ZM232 238V237H231ZM241 238V237H240ZM33 239V238H32ZM54 239V238H53ZM187 239V238H186ZM185 239V240H186ZM186 240V242H189ZM201 239V238H199ZM203 239V238H202ZM230 239V238H229ZM233 239H236L235 237ZM239 239V238H238ZM16 240V239H15ZM37 240V239H36ZM197 240V239H195ZM207 240V239H206ZM40 241V240H39ZM42 241V240H41ZM56 241V240H55ZM160 242L163 241L159 240ZM163 241V242H164ZM178 241V242H179ZM59 242V241H58ZM183 242V243H186ZM18 243V242H17ZM40 243V242H39ZM38 243V244H39ZM44 243V242H43ZM41 245L39 254H43L42 257L43 264H57V252L56 248L53 244L46 243ZM176 243V242H174ZM181 243V241H180ZM179 243V244H180ZM203 243V242H202ZM35 244V243H34ZM37 244V245H38ZM177 244V245H179ZM186 243V245H188ZM200 244V243H199ZM10 245V244H9ZM13 245V244H12ZM30 245V244H29ZM185 245V244H183ZM16 246V244H15ZM19 246V245H18ZM32 246V245H31ZM58 246V245H57ZM66 246V245H65ZM168 246V245H167ZM212 246V245H211ZM38 247V248H39ZM69 247V246H68ZM108 247V246H107ZM112 247V246H111ZM177 247V246H176ZM179 247V246H178ZM221 247V246H220ZM15 248V247H14ZM22 248V247H21ZM20 248V249H21ZM37 248V247H36ZM37 248V249H38ZM207 248V247H206ZM242 248V247H241ZM247 248V247H246ZM16 249V248H15ZM119 249V248H117ZM124 249V248H123ZM121 249V250H123ZM23 250V249H22ZM33 250V249H30ZM111 250V249H110ZM243 250V249H242ZM2 251V250H1ZM37 251V250H36ZM80 251V250H79ZM206 251V250H205ZM10 252V251H8ZM68 252V251H67ZM100 252V251H99ZM120 252V251H119ZM236 252V251H234ZM71 253V252H70ZM118 253V252H117ZM123 253V252H122ZM220 253V252H219ZM237 253V252H236ZM33 254V253H32ZM38 254V253H37ZM62 254V253H61ZM81 253H79L80 255ZM92 254V253H90ZM95 254V253H94ZM152 254H166L168 257L162 263H154L151 260ZM1 255V254H0ZM35 255V253H34ZM32 255V256H34ZM70 255V254H69ZM113 255V254H111ZM110 255V256H111ZM2 256V255H1ZM31 255H29L30 257ZM64 256V255H63ZM83 256V255H82ZM165 256V255H164ZM221 256V255H220ZM240 256V255H239ZM24 259V256H22ZM85 257V256H84ZM98 257V256H97ZM153 257V256H152ZM158 257V256H157ZM160 257V256H159ZM158 257V258H159ZM243 257V256H242ZM28 258V257H27ZM38 258V257H37ZM72 258V257H70ZM156 258V257H155ZM164 258V257H163ZM36 259V256H35ZM62 259V258H61ZM229 259V257H228ZM28 260V259H27ZM40 260V259H39ZM65 261V259H63ZM80 260V259H79ZM92 260V259H91ZM231 260V259H230ZM235 260V259H234ZM30 261V259H29ZM110 261V260H109ZM156 261V260H154ZM159 261V260H158ZM263 261V260H261ZM60 262V261H59ZM68 262V261H67ZM73 263V261H71ZM78 261H76L77 264ZM83 262V261H82ZM103 262V261H102ZM160 262V261H159ZM242 262V261H241ZM254 262V261H253ZM38 263V262H37ZM40 263V262H39ZM62 263V262H60ZM69 263V262H68ZM81 263V261H80ZM252 263V262H251ZM3 264H7L4 262ZM33 264V263H32ZM71 264V263H70ZM74 264V263H73ZM106 264V263H105ZM253 264V263H252Z\"/></svg>",
    "mask_w": 264,
    "mask_h": 264
}]
</instances>
